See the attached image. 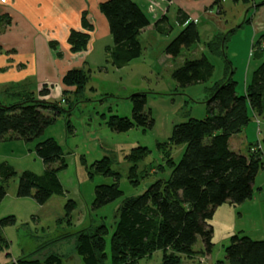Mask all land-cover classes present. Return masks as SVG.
<instances>
[{
    "label": "trees",
    "instance_id": "16d2710c",
    "mask_svg": "<svg viewBox=\"0 0 264 264\" xmlns=\"http://www.w3.org/2000/svg\"><path fill=\"white\" fill-rule=\"evenodd\" d=\"M263 4L264 0H261L255 3V7ZM212 6L217 8L218 13L223 12L222 0H213ZM99 10L107 20L112 39L109 47L111 64L121 68L141 55L142 46L138 36L142 29L151 24V20L134 0H104L99 3ZM85 15L86 12H83L82 25L90 29L92 25L85 20ZM176 20L180 29L164 49L171 58L177 57L182 48H189L200 39L194 20L181 11H178ZM244 21L249 22L250 18L246 17ZM165 23H168L166 13L155 19L153 26L160 30ZM163 29L169 31L172 26ZM230 30L216 33L203 44L209 53L221 56L225 62L223 78L209 88L205 100L206 116L188 118L174 124L168 141L158 145L184 144L177 161L168 154L166 161L170 173L167 178L154 180L136 196L123 197L118 185L119 173L111 168L110 158L105 155L90 163L88 174L91 177L100 174L115 178L112 183L94 186L91 208L98 209L123 197L109 240L111 264H124L126 259L136 260L155 250L162 251L161 264H178L180 255L199 253L207 257L213 246V227L208 220L213 217L216 208L223 203L239 204L252 196L254 178L263 166L264 138L261 142L263 151L257 149L251 152L250 146L260 143L251 142L245 154L231 150L229 140L250 122L251 111L264 116V58L252 71L244 93L238 94L237 82L233 78L234 66L225 51L228 35L234 28ZM88 40L87 31L76 29H71L67 37L72 52L85 50ZM211 75L212 66L205 54L199 58L185 59L171 73L179 87L205 82ZM88 80L89 70L83 68L69 69L62 77L63 85L72 86V92L78 97ZM39 92L46 95L48 90L43 88ZM67 92L62 91V99H38L27 94L18 103L5 105L0 102V141H35V154L44 166L41 173L27 169L18 172L13 165L0 161V202L7 193L10 180L15 176L16 196L31 197L39 205H44L52 195L65 193L58 175L67 166L62 146L53 136L37 139L54 124L62 111H66L69 116L70 110L79 102V99L72 101L67 110L63 109L60 102L69 101ZM146 94L145 91H139L129 96L132 103L131 117L116 114L106 117L102 114L107 126L118 132L134 126L151 128L154 120L150 110L145 109ZM65 125L71 131L68 118ZM148 152L146 146H136L125 156L130 162L129 179L134 185L139 182L135 179L138 161ZM74 208L75 201L67 199L64 218H68ZM15 221L14 214L0 216V251L9 246L3 228L13 225ZM107 233L108 227L104 223L95 226L89 224L76 232L75 251L83 264H104ZM198 237L203 248L195 251L193 245ZM228 240L224 247V259H217L210 264H264V238L255 239L239 230L231 234ZM167 249H171L175 255L166 252ZM8 264L63 262L61 254L51 252L43 259L32 257L31 254L21 255Z\"/></svg>",
    "mask_w": 264,
    "mask_h": 264
},
{
    "label": "rangeland",
    "instance_id": "374dc122",
    "mask_svg": "<svg viewBox=\"0 0 264 264\" xmlns=\"http://www.w3.org/2000/svg\"><path fill=\"white\" fill-rule=\"evenodd\" d=\"M255 3V0H250L247 3L241 0H223L222 18H209L202 15L197 22L199 41L189 48H182L180 54L175 58L169 57L164 52L167 43L180 29L174 7L169 9L168 23L163 24L160 30L152 28L146 30L147 32L143 36H139L142 52L138 58L131 60L121 68H116L109 61L111 60L109 53L108 55L103 54L101 61L100 55L94 57V60H99L98 64L104 67H97L96 64L89 69V80L80 97L72 91L67 92L66 97L69 101L60 102L63 109L67 110L72 101L75 102L79 99V102H76L70 110L69 116L66 111H62L56 117L54 124L50 125L37 139L53 136L62 146L67 166L60 170L58 175L65 193L52 195L42 206L31 197H17V177L10 180L7 193L0 202V216L14 214L16 221L3 230L8 237L9 246L0 251V264H8L10 260H13L12 258L20 256V250H23V255L31 254L32 257L39 259H43L51 252H56L62 255L63 264H83L75 251L76 232L89 224L95 226L102 223L108 227V233L105 236L106 259L104 264H111L109 240L122 198L136 196L142 193L154 180L169 176L170 167L166 161L169 157L168 154L170 153L177 161L184 149V144H162L159 146L160 150L159 143L168 141L174 124L188 118L206 116L205 100L208 97L209 88L216 81L222 79L225 74L223 58L209 53L203 45L204 42L216 33L227 32L234 28L228 35L225 51L234 66L233 78L237 82L236 91L238 94L244 93L245 73L248 72L247 77H249L254 64L264 58V56L261 59L254 56L249 57L250 47L246 45L248 47L246 49L244 45L245 38L253 29L251 24L245 22L244 19L245 16L253 15L251 7L252 9L257 8ZM216 11L217 8H214V12ZM147 15L151 16V14ZM149 18L153 23L155 19ZM169 26H172V30L163 29L165 27L167 29ZM107 44H112L111 38L103 39L100 42L99 51ZM252 48L255 50V45H252ZM202 54L207 56L212 66L210 78L202 83L179 87L171 76L173 69L180 66L185 59L199 58ZM249 61H251V65L246 69ZM85 70H88L87 66ZM139 91L147 92L145 109L151 112L154 120L153 126L146 129L134 126L123 132L110 129L102 114H105L106 117L110 114L131 117L132 103L129 96ZM41 95L39 92L34 96L42 99ZM57 99H62V93ZM11 100V98L0 94V101L3 104L9 105ZM66 118L70 120L71 131L66 128ZM263 138L264 116L256 115L252 117L247 127L245 142L239 143L236 137H232L229 147L231 150L245 154L249 142H260L256 145H259L258 149L263 151V145H261ZM23 143L20 148L27 152L35 141H23ZM23 145H26V148L22 147ZM136 146H146L149 152L138 161L135 179L139 182L134 185L129 179L130 162L125 156L131 148ZM105 155L111 160V168L119 173L118 185L123 191V197L98 209H92L94 186L115 181L113 176L94 174L91 177L88 174L90 163ZM262 156L263 166L259 168L254 178L255 188L264 185V153ZM0 158L2 157L0 156ZM9 160L11 164L18 166L17 168L23 170L30 168L36 173L42 172L40 169L41 159L34 152L27 156L23 155L20 159L10 158ZM254 187L253 189L256 190ZM69 198L75 201V208L68 218H64V204ZM261 198H264V195ZM227 207L225 205L223 208H218L213 217L208 220V223L213 227L211 239L213 246L210 254L207 257H202L198 255L199 253H194L191 256L180 255L178 264H205L212 263L217 259H224V247L228 244L229 237L227 235L229 233L244 229L243 233L252 236V238L262 236L260 235L262 232L258 233L257 231L258 229L264 231V209L262 215H257L255 218L250 207L241 209L230 207L229 210ZM238 211L241 213H237ZM201 248H203V244L198 237L193 245V250L199 251ZM166 252L175 255L171 249H167ZM162 255L161 250H155L136 260L127 261L126 259L124 264H161Z\"/></svg>",
    "mask_w": 264,
    "mask_h": 264
},
{
    "label": "crops",
    "instance_id": "0c3cea01",
    "mask_svg": "<svg viewBox=\"0 0 264 264\" xmlns=\"http://www.w3.org/2000/svg\"><path fill=\"white\" fill-rule=\"evenodd\" d=\"M102 1L104 0H7L5 3H0V94L9 99L11 98L12 102L10 104L22 101L27 94L37 95L43 87L48 90V93L41 95L40 98L57 99L63 90L73 91L72 86H64L62 83V77L66 71L73 68L85 69L86 66L89 70L96 64L97 67H104L98 64L97 61L99 60H94V57L100 55L101 61L103 54L108 55L109 47L112 45L107 44L99 51L100 42L103 39L111 38L107 20L99 10V3ZM134 1L146 14H151L148 17L153 19H157L164 13L167 14L171 7L176 9L177 14L178 11H181L196 23L202 15L209 18L216 17L217 19L223 16V12H214L216 7L212 6L213 0ZM241 1L247 3L250 0ZM260 1L255 0L256 3ZM83 12H86L85 20L92 25L90 29H86L82 25ZM251 12H253V15L245 16V18H250L248 23L251 24L253 29L245 38L244 45L250 47L249 57L254 56L261 59L264 56V4L254 9L251 8ZM153 24L154 22H151L150 25L142 29L139 36H143L147 32L146 30L154 28ZM71 29L88 32L89 40L85 50L78 52L70 50L67 37ZM252 45H255V50ZM109 61L111 62V60ZM258 63L254 64L252 71ZM250 65L251 61H249L246 69ZM247 73H245L244 89L251 77V73L249 77H247ZM250 114L251 117L256 116L252 111ZM249 123L238 134L232 136L236 137L239 143L245 142ZM241 134L243 135L241 136ZM22 144H24L23 141L19 139L0 141V156L2 157L0 161L11 164L10 158L20 159L23 155L27 156L32 152L35 153L34 145L29 147L26 152L20 148ZM22 147L26 148V145ZM11 165L18 172L23 170L17 168L18 166L14 164ZM25 169L30 170V168ZM40 169L43 171V163L40 164ZM263 187L264 185L254 187L256 190L253 189L252 196L242 203L234 205L223 203L215 211L225 205L228 206V210L230 207L234 209L250 207L253 210L252 214H255V218L257 215L261 216L264 209V198H261L264 195ZM237 213H241V211ZM241 231H244V229ZM257 232H262L260 234L262 236H256L255 239L264 238V231L258 229ZM231 234L229 233L227 237ZM4 236L8 240L7 235L4 234ZM20 253V256L23 255V250H20Z\"/></svg>",
    "mask_w": 264,
    "mask_h": 264
},
{
    "label": "built area",
    "instance_id": "2783aa9c",
    "mask_svg": "<svg viewBox=\"0 0 264 264\" xmlns=\"http://www.w3.org/2000/svg\"><path fill=\"white\" fill-rule=\"evenodd\" d=\"M7 0H0V3H5ZM259 128V127H258ZM259 145H251L250 150L255 151L258 149Z\"/></svg>",
    "mask_w": 264,
    "mask_h": 264
},
{
    "label": "bare ground",
    "instance_id": "6f19581e",
    "mask_svg": "<svg viewBox=\"0 0 264 264\" xmlns=\"http://www.w3.org/2000/svg\"><path fill=\"white\" fill-rule=\"evenodd\" d=\"M251 147V146H250ZM251 151V150H250ZM252 152V151H251Z\"/></svg>",
    "mask_w": 264,
    "mask_h": 264
}]
</instances>
